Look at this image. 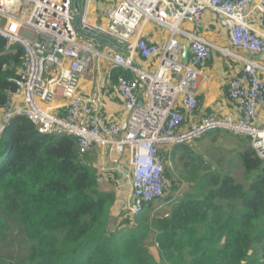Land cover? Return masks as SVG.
Returning a JSON list of instances; mask_svg holds the SVG:
<instances>
[{"label": "built area", "instance_id": "2783aa9c", "mask_svg": "<svg viewBox=\"0 0 264 264\" xmlns=\"http://www.w3.org/2000/svg\"><path fill=\"white\" fill-rule=\"evenodd\" d=\"M72 2L0 0V38L23 50L10 79L15 90L0 106V137L12 119L24 117L42 135L73 136L84 165H90L86 156L93 148L108 152L119 168L126 160L129 217L165 194L169 182L159 154L165 146L189 145L220 130L248 137L264 160V126L257 124L264 110V32L254 27L264 23V0H116L101 21L90 19L91 0L82 1L81 11ZM206 11L226 30L229 49L183 29L199 25ZM150 23L166 30L167 39L147 41L143 30ZM178 39L189 48L187 63ZM214 50L242 65L227 86L235 113L208 114L184 127L186 115L198 107V83ZM136 59L146 62V69ZM95 61L129 75L116 79L127 115L122 122L107 123L99 87L88 95L79 91ZM108 172L102 166L99 183Z\"/></svg>", "mask_w": 264, "mask_h": 264}, {"label": "trees", "instance_id": "16d2710c", "mask_svg": "<svg viewBox=\"0 0 264 264\" xmlns=\"http://www.w3.org/2000/svg\"><path fill=\"white\" fill-rule=\"evenodd\" d=\"M0 50L1 106L15 90L10 79L23 50L1 38ZM119 76L129 77L113 68L110 79ZM179 151L180 160L193 154L175 145L171 157ZM199 157L185 161L190 191L167 212L151 215V204L116 221V194L101 189L94 165L80 162L73 136L42 135L26 118L12 119L0 137V238L12 219L27 249L11 264H264V160L251 141L239 143L241 183ZM163 174L169 181L165 166ZM152 235L156 257L146 243Z\"/></svg>", "mask_w": 264, "mask_h": 264}, {"label": "crops", "instance_id": "0c3cea01", "mask_svg": "<svg viewBox=\"0 0 264 264\" xmlns=\"http://www.w3.org/2000/svg\"><path fill=\"white\" fill-rule=\"evenodd\" d=\"M110 3L109 7L104 8L102 2ZM116 0H91L90 7V19L92 21H101L104 13L114 5ZM96 3V6H94ZM111 6V7H112ZM96 11H99L98 18H95ZM201 22L199 25H184L183 28L187 31L196 32L195 34L201 36L210 43L229 49V39L227 32L222 28L214 14L210 11L204 12L200 18ZM264 24V23H263ZM255 23L254 27L264 32V25ZM143 36L147 41L161 42L167 39V36L162 32L156 25L150 23L145 26L143 30ZM182 45H186V41L178 39ZM264 60V59H263ZM137 65L146 69V62L136 59ZM242 65L223 55L221 52L214 50L211 58L203 67L204 79L198 83L197 101L198 107L193 111L191 115H186L184 127H188L198 118L208 115H233L235 113L234 105L227 97V86L232 77L238 75L241 71ZM113 68L109 64L102 61H95L88 73H86L80 80L79 91L83 95H88L93 88L96 86L100 88L101 96L106 108L104 115L107 123H118L126 119L127 115L117 91H116V80L110 79V73ZM59 103V102H57ZM62 114V111H58ZM257 124L264 126V110H261L257 117ZM94 156H98L96 160ZM94 157V158H93ZM86 161L94 165L98 172L103 167H107L110 172L101 174L105 177V181L102 182L101 189L104 191H112L116 194V206L121 203V195L116 191L115 184L109 183V179L117 174L119 177L121 174L118 166L111 164L110 155L106 151H102L99 148H93L86 156ZM120 178V177H119ZM100 184V183H99Z\"/></svg>", "mask_w": 264, "mask_h": 264}, {"label": "rangeland", "instance_id": "374dc122", "mask_svg": "<svg viewBox=\"0 0 264 264\" xmlns=\"http://www.w3.org/2000/svg\"><path fill=\"white\" fill-rule=\"evenodd\" d=\"M82 1L83 0H78L77 2L79 11H81L82 8ZM102 3L104 8L109 7L110 3ZM94 6H96V3H94ZM99 13V11H96V16L94 15V17L98 18ZM162 32L166 36L168 35V32L166 30L163 29ZM247 139L249 140L248 137L243 135L237 134V136L233 137L231 134H227L223 131H214L213 133H209L204 135L203 137L195 139L192 144L185 145L186 147L190 148L193 153L192 155L187 154L185 157L188 158H186L185 160H180L179 158L181 155V151H179V153L176 154L174 158L171 157L173 146L175 145H169L161 148L159 154L164 162L165 169L169 174V185L165 194L161 198L156 199L155 202H153V204L148 207V211L150 212V214L155 215V213L167 212L168 209H170V207L175 203V201L179 197H181V195L190 191V186L186 181L187 174L186 172H184L183 168L184 163H186L185 161H189V159H192V157L194 158V155L200 156L199 161L203 162L204 166L211 167V170L219 169L221 171L229 172L230 174H232L235 180L244 183L242 177L243 169L240 166V161L237 160L235 156L236 150L239 147V143H242L243 141L248 142ZM94 157V160H96L98 156ZM122 166L123 168H121L120 170V178L115 173V175H113V177L109 179L110 184H115L116 191L119 192V195H121L122 200L121 204L115 206L112 212V217L116 218V221L117 219L119 221L120 212L124 211V208L127 207V203L130 198V189L127 183V178L129 177V170L127 167L126 160L125 162L122 161ZM101 184L102 182L100 183V185ZM6 220L9 223V227L11 228L8 233H5L0 238V260L6 261V263L11 264V261H18L19 258H22L26 255L27 242L17 224L13 223L12 219L6 218ZM152 238L153 235L150 236L146 243L149 245L150 249L153 250V253L156 257L157 253L155 250L157 248V245H153V243H151L150 239ZM14 262H12V264Z\"/></svg>", "mask_w": 264, "mask_h": 264}, {"label": "water", "instance_id": "95a60500", "mask_svg": "<svg viewBox=\"0 0 264 264\" xmlns=\"http://www.w3.org/2000/svg\"><path fill=\"white\" fill-rule=\"evenodd\" d=\"M72 3H73V8H74L75 10H78V3H77V0H73ZM78 19H79V17L76 16L75 21H74L75 26H76L77 28L79 27ZM88 36H89V37H90V36L93 37L96 41L99 40L98 37L93 36L92 34H90V35H88ZM188 51H189V48H188V46L185 45V46L183 47V51H182V61H184V63H187V62H188V61H187Z\"/></svg>", "mask_w": 264, "mask_h": 264}]
</instances>
